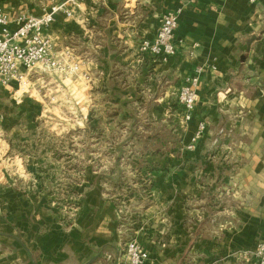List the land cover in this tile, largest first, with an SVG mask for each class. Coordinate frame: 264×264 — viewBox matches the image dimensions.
<instances>
[{"label": "crops", "instance_id": "obj_1", "mask_svg": "<svg viewBox=\"0 0 264 264\" xmlns=\"http://www.w3.org/2000/svg\"><path fill=\"white\" fill-rule=\"evenodd\" d=\"M58 1L0 0V7L10 17L20 9L41 15ZM168 11L178 17L175 54L166 61L142 55L141 40L154 36ZM263 29L264 0H83L71 17L57 13L47 29L56 55L68 49L82 58L83 78L75 80L87 84L90 101L111 97L120 106L113 115L86 109L80 121L85 134L100 129L128 135L124 142L95 143L99 151H114L104 159L111 170L98 177L115 179L128 166L137 184L117 193L129 202L121 220L99 184L84 187L63 232L59 215L43 207V193L25 186L30 175L45 181L32 167L43 163L25 156L31 174L27 168L21 173L23 159L16 155L4 165L16 168L3 174L6 183L0 186V264H84L93 257L91 264H129L128 238L147 254L144 264H254L255 246L264 240ZM253 35L260 38L247 52ZM199 65L198 100L186 121L175 95ZM42 74L31 72L32 85L46 87L36 99L57 101L55 80ZM56 77L64 84L72 80ZM14 89V83L0 86V98L12 106L22 104L15 103ZM25 100L20 107L27 109ZM54 112L35 111L30 123L47 122ZM10 116L0 114L1 129L8 128ZM199 121L205 131L187 150ZM157 125L164 127L161 135ZM10 152L9 142L0 138V157Z\"/></svg>", "mask_w": 264, "mask_h": 264}, {"label": "rangeland", "instance_id": "obj_2", "mask_svg": "<svg viewBox=\"0 0 264 264\" xmlns=\"http://www.w3.org/2000/svg\"><path fill=\"white\" fill-rule=\"evenodd\" d=\"M21 10L26 12L24 9H20L19 11ZM81 60V57L76 58L74 56V61H76L79 66L78 70L74 73L55 74L51 72L53 74L49 75L47 74L49 72L43 71L38 67L35 68L38 71L46 73L42 74L44 79L50 78L55 80L52 87L55 89L53 91V96L56 97L57 101H45L46 104L43 102L40 103L41 100L36 99V93H38L37 91L39 90H45L46 87L42 88L36 85H32L33 90L30 96L28 94H23L22 98L19 99V101L22 99V104L26 99L25 103L28 105L26 106L27 109L20 107L22 104L12 106L9 101H5L7 98L4 96L0 98V104L6 106V110L4 111L0 108V114L12 115L10 116L9 124H7L8 128L1 129L2 125H0V130L2 131L0 132V138L6 139L11 148L10 154L6 153L3 157H0V186L6 183L3 174L5 172H13L16 168V166L13 165L6 168L4 165H8L10 161L12 162L16 155L23 159L22 164H20V162L18 163V170L24 173L25 171H23V169L27 168L25 169L26 174H31L29 173V169L32 164L27 163L24 159L27 157L37 158L38 161H41L43 164L40 166H32L33 170L43 173L45 181H40L39 179L35 180L33 175H30L31 179L27 181L28 183L26 182L25 186H29L31 191L33 186L36 185L40 192L43 193V207L45 209L52 208V211L55 212L56 215H59L57 222H60L62 225L61 227L65 229V231L62 230L63 232H66L71 225V219L75 218L79 203L83 199L84 187L86 188L92 184L93 186L99 184L103 192L106 193L107 196H111L116 206L117 213H119V219H122L121 212L129 202L126 201L125 198L120 197V194L117 193L121 192L122 189L128 191L137 184V182L131 178V168L128 166H122V171H118V176L115 177V179H106L105 176L104 180L102 177H98L111 170L112 166H109V164L106 165L104 159H111L114 156V151H99L96 149L97 145L95 143L105 142L112 144L115 141H120V139L124 142L128 140V135L125 134L122 136L118 130H116L115 133L111 132L105 135L100 133L102 131L100 129L95 130L90 135L85 134V124L82 125L80 121L86 109L88 110L91 107L93 112L94 110L98 111L99 109H105L111 111L110 115H113L114 110H120V106H114L113 104L115 102L111 100V97H97L94 101L89 100L86 90L87 84L84 87L79 83L81 80H75L76 77L83 78ZM56 76H59L63 81H65V78H72V80L75 81L71 83V80L69 83L66 82V84H64L65 82L63 83ZM29 78L31 81V75ZM34 78H36V76ZM34 78L32 80H34ZM49 102L51 104H49ZM15 103H17V101ZM174 103V106L178 105L176 101ZM131 104L132 103H126L127 106ZM145 104L146 103L143 105L141 104V107ZM149 104L148 102L147 106H149ZM132 106L134 107L135 105ZM50 108L55 112L51 114L52 118L47 119V122H38L37 125L30 123L32 119L30 115L32 116L33 112ZM26 113L29 114L24 117ZM46 115H48V113ZM21 117L24 118L22 119ZM2 119H0V121ZM44 119L46 118L44 117ZM50 121L51 123H48ZM159 122L165 127V123ZM163 126H156L157 131H160L158 132L159 135L163 133L161 131H164ZM55 131L57 134L54 133ZM159 139L160 138H158V140ZM8 156L10 158H8ZM45 159L50 162H46ZM98 159H101V161ZM132 167L135 168L134 165ZM126 240V242H128L135 239L128 238ZM34 264L37 263L34 261Z\"/></svg>", "mask_w": 264, "mask_h": 264}, {"label": "built area", "instance_id": "obj_3", "mask_svg": "<svg viewBox=\"0 0 264 264\" xmlns=\"http://www.w3.org/2000/svg\"><path fill=\"white\" fill-rule=\"evenodd\" d=\"M82 1L59 0L44 8L41 15H33L21 10L14 17H10L0 7V86L14 83L15 101H19L23 94L29 96L32 94L33 86L29 76L36 67L55 74L74 73L78 70V63L74 61V55L70 50L66 49L60 55H56L54 43L47 34V29L54 22L57 13L62 12L66 17H71ZM11 22L16 24L12 30L8 28ZM177 25V11L164 13L154 36L151 39L141 40L139 52L166 61L176 52L173 39ZM202 70V66H197L194 74L176 91V100L183 109L182 118L186 121L193 116L198 100L196 86ZM84 76L87 78L85 74ZM205 128V122L197 123L196 130L186 145L187 150L195 148ZM124 254L129 264H144L147 259V254L135 240L126 242ZM254 256V264H264V240L256 244Z\"/></svg>", "mask_w": 264, "mask_h": 264}, {"label": "water", "instance_id": "obj_4", "mask_svg": "<svg viewBox=\"0 0 264 264\" xmlns=\"http://www.w3.org/2000/svg\"><path fill=\"white\" fill-rule=\"evenodd\" d=\"M264 33V29L262 30L261 34ZM259 36H251L247 41H246V45H247V52L249 51L250 45L254 40L259 39ZM96 259V257H93L92 259H90L89 261L85 262L84 264H91L94 260Z\"/></svg>", "mask_w": 264, "mask_h": 264}, {"label": "trees", "instance_id": "obj_5", "mask_svg": "<svg viewBox=\"0 0 264 264\" xmlns=\"http://www.w3.org/2000/svg\"><path fill=\"white\" fill-rule=\"evenodd\" d=\"M207 168L209 169V168H212V167L211 166H208Z\"/></svg>", "mask_w": 264, "mask_h": 264}]
</instances>
